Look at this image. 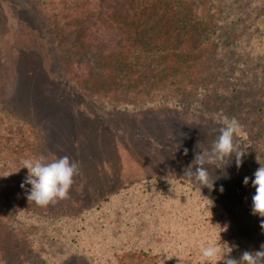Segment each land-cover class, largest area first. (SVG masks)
I'll return each mask as SVG.
<instances>
[{"label":"rangeland","instance_id":"obj_1","mask_svg":"<svg viewBox=\"0 0 264 264\" xmlns=\"http://www.w3.org/2000/svg\"><path fill=\"white\" fill-rule=\"evenodd\" d=\"M36 4L37 0H0V106L7 113V129H15L18 140V146L2 157L4 169H10V163L17 164L18 169L0 181V202L8 208L17 202L41 216L86 219L96 216L93 212L98 211L104 198L117 195L119 207L109 203V210L97 225L100 234L106 235V228L117 229L124 222L126 240L135 235L141 247L156 249L161 242L163 248L172 250V255L162 260L172 264H200V245L213 242L222 252L231 248L230 258L235 259L245 250H259L264 233L260 228L262 218L251 214L255 194L251 180L260 164L264 165V119L252 110L262 106L264 83L253 86L245 81L232 86L234 92L229 89L244 114L218 113L211 111L208 104L162 107L131 101L119 106L95 102L75 87L52 46L51 76L43 70L37 52L17 46L15 35L20 22L36 29L50 43ZM230 99L232 96H223L221 102L228 103ZM223 116L234 117L241 125L236 142L245 152L242 165L237 169L232 156L222 169L208 166L214 187L200 189L185 176V170L196 152L210 148L219 135ZM41 156L48 162L68 156L80 168L68 198L48 207L29 203L26 191L31 186L20 187L27 175L26 168L20 169L21 161ZM244 177H249L247 186L243 184ZM110 205L116 208L112 211ZM8 211L6 216H10ZM152 213L159 218L150 224L142 220L143 214ZM220 214L225 222L222 226L217 220ZM134 216L137 217L131 222ZM148 238L151 244L147 247ZM144 250H136L139 258H132L131 252L120 253L117 264H126L124 259L153 263L152 255L141 257ZM68 259L67 264H94L88 255L78 252Z\"/></svg>","mask_w":264,"mask_h":264},{"label":"trees","instance_id":"obj_2","mask_svg":"<svg viewBox=\"0 0 264 264\" xmlns=\"http://www.w3.org/2000/svg\"><path fill=\"white\" fill-rule=\"evenodd\" d=\"M36 5L50 43L20 22L17 46L37 52L49 76L52 46L75 87L95 102L162 107L208 104L211 111L237 114L242 107L234 102V87L245 81L253 86L264 83V0H37ZM223 96L233 99L223 103ZM261 102L252 112L264 119V97ZM6 114L0 106V181L18 169L12 163L8 170L3 167L6 151L18 146L15 129L6 127ZM116 196L104 198L93 212L96 216L86 219L41 216L17 202L13 208L0 202V264H67L77 252L88 255L94 264H117L120 253L131 252L132 258H139L135 253L142 249L146 250L141 257L150 254L153 263L123 261L172 264L162 260L172 250L161 242L156 249L141 247L135 235L127 241L124 222L100 234L97 225L109 203L119 207ZM8 209L10 216L5 213ZM222 217H217L221 226L225 224ZM155 218L159 216L142 215L147 224ZM150 244L148 238L147 247Z\"/></svg>","mask_w":264,"mask_h":264},{"label":"clouds","instance_id":"obj_3","mask_svg":"<svg viewBox=\"0 0 264 264\" xmlns=\"http://www.w3.org/2000/svg\"><path fill=\"white\" fill-rule=\"evenodd\" d=\"M219 123L221 124L219 135L213 140L210 148L196 152L194 159L185 170V176L191 183L199 185L200 189L207 187L212 190L214 187V178L208 166L222 169L229 163L232 156H235L237 169L242 165L245 152L236 142L241 125L236 118L230 119L227 116L221 117ZM184 155H188L187 148L184 149ZM257 161L259 163L258 158ZM21 164L20 169L26 168L27 175L20 187L25 189L26 185L31 186L26 191V198L29 203L38 207H48L67 199L74 177L80 172L79 163L70 160L68 156H62L50 162L43 156L25 158ZM253 175L251 185L255 188V194L252 196L251 214L262 218L260 228L264 233V165L260 164ZM243 184L245 186L249 184V177H244ZM220 191L223 192L222 186ZM229 249L228 252H222L214 242L207 245L201 244L200 264H218L220 261H223V264H264V243L257 251H243L239 259L230 258L232 249Z\"/></svg>","mask_w":264,"mask_h":264}]
</instances>
